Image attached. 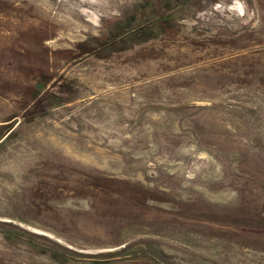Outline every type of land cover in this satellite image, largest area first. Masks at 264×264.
<instances>
[{
    "label": "rangeland",
    "instance_id": "obj_1",
    "mask_svg": "<svg viewBox=\"0 0 264 264\" xmlns=\"http://www.w3.org/2000/svg\"><path fill=\"white\" fill-rule=\"evenodd\" d=\"M0 264H264V0H0Z\"/></svg>",
    "mask_w": 264,
    "mask_h": 264
}]
</instances>
